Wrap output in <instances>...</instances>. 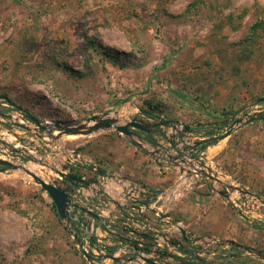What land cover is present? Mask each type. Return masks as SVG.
<instances>
[{"label":"rangeland","instance_id":"1","mask_svg":"<svg viewBox=\"0 0 264 264\" xmlns=\"http://www.w3.org/2000/svg\"><path fill=\"white\" fill-rule=\"evenodd\" d=\"M88 39L95 40V49ZM100 43L126 53L119 58L124 65L106 57ZM249 51L248 58L241 57ZM260 96H264V0H0V116L21 111L64 125L103 113L118 117L120 123L171 119V124L186 125L193 120L196 131L204 135L213 131L216 137L241 118L243 122L228 136L210 143L218 147L209 154L218 170L257 196L256 203L251 199L247 205L254 203L255 212L264 214V113L247 120L264 110V102H254ZM131 129L144 142L145 133ZM35 132L17 138L18 148L11 139L9 155L0 157L32 167L65 191H73L74 186L52 168L96 180L88 169L95 163L102 171L149 187L170 183L146 151L114 128L58 138L59 131L38 128ZM152 132L165 136L167 128ZM5 137L0 128V143L9 141ZM144 143L151 149L153 144ZM70 156L77 158L74 169L68 167ZM217 188L224 187L218 184ZM198 194L212 195L214 200L202 202ZM235 195L244 200L241 193ZM219 198L226 200L208 182L198 180L191 191L171 203L170 213L175 219L183 217L188 229H197L204 207L211 204L217 215L222 206L231 207ZM196 204L201 210L195 213ZM251 216L243 238H234L264 254V216ZM74 227L84 243L89 229L86 233L76 222ZM226 251L242 252L234 246ZM89 261L56 215L47 192L23 171H0V264ZM216 264L264 261L251 255L228 256L225 263Z\"/></svg>","mask_w":264,"mask_h":264},{"label":"built area","instance_id":"2","mask_svg":"<svg viewBox=\"0 0 264 264\" xmlns=\"http://www.w3.org/2000/svg\"><path fill=\"white\" fill-rule=\"evenodd\" d=\"M31 122L33 125H30ZM171 127L168 134L156 138L158 149L154 152V158L150 156L159 171L176 170L172 181L166 187L150 190L140 182L125 178L116 172L102 171L100 167L92 163L91 168L88 169L94 175L96 174L97 183L80 185L74 187L73 191H66L72 196L74 203L84 207V209L71 207V213L75 217L85 215L87 218L90 236H87L84 245L80 247L88 254L91 262L102 260L110 264H120L106 256L111 254L118 257L126 256L127 259L121 264L126 262L129 264L133 262L130 258L135 257L137 261L140 259L136 249L141 250L142 256L158 264H181L182 259L191 261L188 262L191 264L195 261L196 255L207 259L208 255L214 256L224 246L210 252L197 250V248L211 246L220 241L219 239L197 238V234L188 230L181 220L175 219L170 213L171 203L191 191L198 180L208 182L216 195L221 196L219 191L228 193L229 199L226 201L231 208L251 223L248 218L253 213L249 211L250 209L255 211L254 203L249 207L247 202L256 199V203L258 199L246 194L244 200L240 201L235 195L236 192L240 193L238 190L229 191V186L237 185L232 177L218 170L213 164L212 156L209 154L213 144L201 147V143L210 136L216 138L215 133L204 135V132L195 129L186 130V125L181 122L178 125L172 124ZM0 128L1 134L6 136V139L17 141L15 144L12 141L0 143V155H9V143H12L14 148H18L17 138L24 139L26 131L33 135L38 126L25 113L16 111V113H9L6 117L0 116ZM226 130L224 128L221 132L225 133ZM34 150L29 152L34 154ZM76 157L68 158L67 162L76 165V162H73L77 159ZM77 176L85 180L89 179L88 174ZM218 184L224 187L223 190L217 188ZM78 224L80 228H83L80 223ZM182 229L187 233L186 239ZM108 240H111V243L107 242ZM91 262L89 261V264H92ZM141 264L145 263L141 261Z\"/></svg>","mask_w":264,"mask_h":264},{"label":"water","instance_id":"3","mask_svg":"<svg viewBox=\"0 0 264 264\" xmlns=\"http://www.w3.org/2000/svg\"><path fill=\"white\" fill-rule=\"evenodd\" d=\"M254 102L258 103V102H264V96H260L257 97ZM32 121H34L38 128L43 129V131H59V133L57 135H55L57 138L61 137L63 135L68 136V135H77V136H87V135H91L99 130L102 129H108V128H114L116 129L119 133H122L124 135H126L127 137H129L132 142L135 143V145L141 149H143L144 151H146L148 153L149 156L153 157L155 156V151H157V139H153L151 142H146V144L148 145H152L151 149L149 147H147L145 145L144 142L139 141L137 138H135V131H133L131 128L133 129H139L143 132H152V130H154L155 128H157L158 126H164V125H168V121L166 120H160L157 121L155 123H141L139 121H135V120H130V121H126L124 123H120V119L116 116H108V113H103V114H99V115H92L90 117H88L84 122L78 123L76 125H64L62 124L60 121H56L54 123H47V122H43L40 119H38L37 117L33 116V115H29L27 112H25ZM260 113H264L263 111H255L254 113L250 114L251 116L247 119L248 121H251L253 119L256 118H260ZM241 122H243V120L241 118H237L236 120H234V123L230 125V127L226 130V132L221 135L218 136L216 138H214L215 140H220L225 138L226 136H228L231 133V129L235 126L240 124ZM56 174H58L59 176H61L65 181L69 182L71 185H73L74 187H79L80 185H84L87 186L89 183H97V180H90V179H82L79 176L70 173V172H66L63 169H55L52 168ZM6 170H17V171H23L26 174H28L30 177H32L33 181L40 185L41 188L47 192V194L50 196V198L52 199V202L55 205L56 208V212L59 216V218L65 223V226L68 228V230L70 231V233L72 234V236L76 239V241L79 243V245H84V243L77 237V233L75 232V227H74V223H80L83 228H85L86 233H88V226H87V218L84 215L83 217H75L72 213H71V207H79V208H83L82 205H79L77 203H74L72 201V196L64 191L63 189L59 188L58 186L47 182L46 180H44L43 178H41L39 175H37L36 173L30 171L29 169L26 168L24 163L21 164H16L8 159H4L0 157V171H6ZM217 181L221 182L218 178H216ZM229 191H233V190H238L242 195H246V194H250L252 196H254L255 198L257 196H255V194H251L247 191V189H244L242 186H229L228 187ZM219 194L224 197L225 199H229V194L228 193H224L222 191H219ZM84 209V208H83ZM252 209H250V213H256L257 215L260 216H264V214H262L261 212H255V211H251ZM240 214H242L240 212ZM183 235H184V239H186L187 233L185 232L184 229L181 230ZM90 234V232H89ZM197 238H201L198 237ZM221 246H234L239 250H242L241 253H235V254H230L229 257H236V256H254V257H258L259 259H261L262 261H264V254L259 252V251H255L251 248H248L246 246H242L240 244H237L233 241L230 240H220L218 242H216L215 244H212L211 246H205V247H198L197 250H203V251H213L216 248L220 249ZM83 253H84V257L86 259H88V254H86L84 252V250L82 249ZM138 257L140 258L138 261H143L145 264H158L155 263L152 259L148 258V257H144L141 255V250L140 249H136ZM109 258H111L114 262H119L122 263L123 261H125L127 259L126 256H113L111 254L106 255ZM197 257V261L198 262H206L208 264H211V259H207L206 257H200L198 255H196ZM130 260L132 261H137V259L135 257L130 258Z\"/></svg>","mask_w":264,"mask_h":264},{"label":"crops","instance_id":"4","mask_svg":"<svg viewBox=\"0 0 264 264\" xmlns=\"http://www.w3.org/2000/svg\"><path fill=\"white\" fill-rule=\"evenodd\" d=\"M190 116V115H189ZM166 121H168V125H164V126H158V128L165 130L167 128V134L170 131V128H172V124L171 119H165ZM199 120V119H198ZM194 121L192 120L191 123H187L189 126H191L192 128L196 129L195 124L193 123ZM186 124V123H185ZM186 124V125H187ZM145 133V137L143 138L144 142H151L155 137L157 138V136L155 134H153V132H144ZM154 136V137H153ZM170 136H173L172 134H170ZM175 136V135H174ZM177 137V136H176ZM188 138V137H186ZM213 147L211 148H216L218 147L216 144L212 145ZM220 152V148L217 149ZM210 151V150H209ZM150 161H152V159L149 157ZM153 162V161H152ZM154 163V162H153ZM155 164V163H154ZM156 166V165H155ZM157 168V166H156ZM159 173L161 175H163L165 178H170V182L172 181L171 177L172 175H175L176 170L175 169H169L167 171H159ZM163 177V178H164ZM249 185V184H248ZM147 188H149L150 190H157L160 189L159 188H154V187H149L148 185H145ZM163 188V187H161ZM199 196L202 194H198ZM198 197L196 196V198L194 200H197ZM204 199H213L212 195H205V197L202 195L200 196V201L203 202ZM220 199V198H219ZM220 201L224 204H226V200L223 201V199H220ZM210 202V201H209ZM213 203V202H211ZM202 204V203H201ZM211 204L208 205V207H204L203 209V213H202V218L199 221V227L196 228H192L191 230L188 229V223L185 221V219L182 217L179 218V220H181L184 225L186 226V228L190 231H192L193 233L199 235H202L200 237H212V238H216L219 240H228L231 239L232 241H234L235 243H237L236 239L234 238L235 236H240V238H243L244 232H246V228L249 226L246 222V220L241 217L239 214L236 215L233 213V209L231 207L227 206L226 208L222 206V210H220V215H217L216 213V209H213V206H210ZM197 208L194 209L195 213L200 211L201 208L198 207V204H196ZM193 207V206H191ZM225 208V210H224ZM172 215V214H171ZM178 219V218H177ZM238 244V243H237ZM240 245L245 246L244 244L240 243ZM220 252H222L221 254H219ZM230 254H234V253H229V251H226V247H222L221 250L219 252H217L214 256H209L208 257L211 260V263L216 264V262L218 263H225L226 260H228V256Z\"/></svg>","mask_w":264,"mask_h":264},{"label":"trees","instance_id":"5","mask_svg":"<svg viewBox=\"0 0 264 264\" xmlns=\"http://www.w3.org/2000/svg\"><path fill=\"white\" fill-rule=\"evenodd\" d=\"M194 4V3H193ZM190 9V5L188 4L187 5V7H186V10H189ZM255 26L256 25H253V26H251V29H255ZM257 27V26H256ZM88 44H89V46H92L93 47V49H95L96 47H95V40L94 39H88ZM100 45H101V43H100ZM101 47L103 48V53H104V55L106 56V57H108V58H110L111 60H113L114 62L115 61H118L119 62V58L121 57V56H126V53H120L118 50L116 51L115 49H113V48H111V47H107V46H103V45H101ZM249 54H251V51H249V52H247L245 55H243V56H241V57H244V58H248L250 55ZM128 55V54H127ZM129 56V55H128ZM241 57H239V58H241ZM119 64L120 65H124V63L123 62H119ZM3 94H5L6 96H9L6 92H4ZM12 103V102H11ZM138 121H142L141 119H138ZM185 129L186 130H194V128H192V127H190L189 125H186V127H185ZM206 133H208L209 135L210 134H212V131H208V132H206ZM213 140H214V137L213 136H210L208 139H206L203 143H201V147L202 148H204L205 146H207L208 144H210V143H213ZM68 167L69 168H72V169H74L75 167H74V165H72V164H68ZM138 182V181H137ZM140 182V181H139ZM141 184H143L142 182H140ZM52 207H53V209L55 210V212H56V208H55V205H54V203L52 202ZM56 215L58 216V214H57V212H56ZM235 259H239V258H235ZM196 261V260H195ZM188 262H191V261H187V260H181V264H188ZM191 264H208V263H204V262H198V261H196V262H193L192 261V263ZM212 264V263H211Z\"/></svg>","mask_w":264,"mask_h":264},{"label":"bare ground","instance_id":"6","mask_svg":"<svg viewBox=\"0 0 264 264\" xmlns=\"http://www.w3.org/2000/svg\"><path fill=\"white\" fill-rule=\"evenodd\" d=\"M76 136H77V135H76ZM76 136H75V135H70V137H76ZM26 168L33 172L32 167H30V166H26Z\"/></svg>","mask_w":264,"mask_h":264},{"label":"flooded vegetation","instance_id":"7","mask_svg":"<svg viewBox=\"0 0 264 264\" xmlns=\"http://www.w3.org/2000/svg\"><path fill=\"white\" fill-rule=\"evenodd\" d=\"M196 258V259H195ZM194 259L197 261V257H195ZM193 262H195V261H193Z\"/></svg>","mask_w":264,"mask_h":264}]
</instances>
